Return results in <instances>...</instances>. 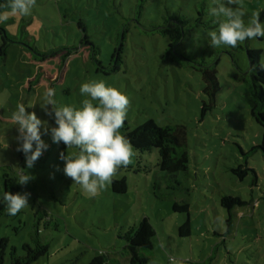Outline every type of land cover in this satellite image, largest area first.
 <instances>
[{
    "label": "rangeland",
    "instance_id": "1",
    "mask_svg": "<svg viewBox=\"0 0 264 264\" xmlns=\"http://www.w3.org/2000/svg\"><path fill=\"white\" fill-rule=\"evenodd\" d=\"M140 3L141 0H36L29 15L17 14L0 22L19 39L10 46L6 61H0V194L6 178L14 180L20 187L18 192L31 193L29 205L16 216L0 217V240L8 238L9 255L12 247L23 255V245L34 247L38 238L49 247L48 256L38 264H90L100 253L126 263V236L148 218L156 236L154 249L146 256L154 264L204 261L216 248L220 255L217 253L213 264H264V151L257 149L243 156L239 149L249 152L263 137L262 128L250 115V97L242 77L249 67L244 47L248 44L262 49V60L264 38L245 41L235 48L221 45L213 49L207 37V31L215 27L207 12L212 0H145L142 15L138 14ZM240 3L247 10L246 21L256 11H261L264 21V0ZM199 10L209 23L194 30L183 47L191 56L210 62L219 60L220 102L205 117L201 115L205 98L201 74L179 56L172 60L166 54L168 38L148 31L151 23H162L169 14H183L193 23ZM81 20L92 41L101 47L99 58L106 67L127 29L122 62L116 71L110 68L109 75H105L96 72L93 62H83L73 50L67 59L64 87L56 89L58 103L80 106L84 98L79 93L80 84L103 79L129 97L123 128L129 126L132 130L150 119L159 126H185L189 172L177 174L179 184L174 183V188L170 187V176L158 168L156 149L143 154L134 149L131 163L112 177L126 179L127 193H114L111 181L90 197L62 172L64 162L59 153L67 155L78 149L54 144L50 135L42 137L50 148L33 169H26L25 155L17 151L15 138L19 133L10 119L12 111L24 103L29 112L54 126V120L40 107L45 88L29 93L24 89L26 78L36 72V65L28 60L29 46L42 52L77 47L83 35L78 26ZM229 53L235 55L238 68ZM43 67L52 73L57 63L48 61ZM244 162L256 170L259 187L251 188L252 175L240 181L232 173L231 168ZM28 171L35 179L26 185L18 184V175ZM225 194H239L249 204L238 208L235 229L227 243L231 261L225 246L217 247L220 238L214 234L215 230H226L227 212L220 204ZM175 203L189 204V215L173 211ZM188 216L191 236L179 238L178 229ZM115 260L113 264H120Z\"/></svg>",
    "mask_w": 264,
    "mask_h": 264
},
{
    "label": "trees",
    "instance_id": "2",
    "mask_svg": "<svg viewBox=\"0 0 264 264\" xmlns=\"http://www.w3.org/2000/svg\"><path fill=\"white\" fill-rule=\"evenodd\" d=\"M139 4L138 14L142 15L145 8L143 2ZM140 21V19H137ZM209 22L205 20L204 12L199 10L197 19L191 23L189 19L183 15H170L165 18L162 23H151L148 31L159 33L168 38V48L166 54L172 60L179 56L186 65L190 66L201 74L204 83L203 92L205 98L202 102L201 115L212 112L219 104L218 94L221 90V84L218 78V63L210 62L203 57H194L189 55L183 45L188 37H190L194 30L201 26H207ZM79 28L83 32L79 45L73 48L61 47L56 50L42 52L34 46H29L28 60L30 63L36 65V72L32 76H28L25 80L24 89L27 93L34 91L39 87L47 88L58 87L63 88L67 75V59L73 50H76L83 62H93L96 72L109 75V69L116 71L119 64L122 62V54L124 48V41L126 39L127 29L124 30L122 42L114 49L111 64L106 67L103 66L99 56L101 54V47L97 46L87 33V28L83 21H79ZM0 61L5 62L8 56L9 48L14 43H19L16 36L11 35L0 23ZM262 39V38H259ZM241 47V45H240ZM243 48V47H242ZM247 52L249 62L248 72L242 77V81L247 86L249 101L251 103L250 115L255 122L262 128V141L249 152H245L239 147L243 156L254 153L257 149L264 151V87H261L260 81H264V71L259 68L261 62L262 49L249 47L248 44L244 47ZM233 63L238 68L235 55L229 53ZM56 61L57 68L54 72H48L43 65L48 61ZM254 71L251 72V69ZM123 132L127 135L134 149L143 154L151 152L156 149L159 153L158 168L162 172H166L170 176V187L174 188V183L179 184L176 176L179 172L188 174L189 172V153L187 144V128L183 125L174 126H159L154 120L150 119L135 129H130L129 126L123 128ZM232 173L243 181L247 176L252 175L250 186L251 188L259 187L258 175L256 170L249 165V162H244L236 168H231ZM112 190L116 194H126L128 184L125 178L113 179ZM13 179L6 178L4 180V191L17 193L19 190ZM220 204L227 212L226 216V230H215L214 234L220 238L217 247L224 245L228 254V261H231L230 254L232 251L228 249L227 243L230 236L235 229L236 218L238 217V208L248 206V202L239 194H225L220 198ZM5 205L0 204V217L7 215L4 212ZM175 212H183L189 215V204L182 205L175 203L173 207ZM191 219L188 216L187 220L179 227V238H186L191 236ZM156 231L148 218H144L140 223L138 230L130 231L126 236V249L129 252L126 263L115 260L106 254L96 255L90 264H113V260L120 262V264H154L150 256H146L148 251L154 249V238ZM35 246L30 244L23 245V255H19L15 247H12L10 255L7 252L8 238L0 240V264H7V256L9 255L8 264H38L39 261L48 256L49 247L36 238L34 240ZM220 255L218 248L213 250L207 260L196 262H185V264H213L216 260V255ZM172 260V259H171Z\"/></svg>",
    "mask_w": 264,
    "mask_h": 264
},
{
    "label": "clouds",
    "instance_id": "3",
    "mask_svg": "<svg viewBox=\"0 0 264 264\" xmlns=\"http://www.w3.org/2000/svg\"><path fill=\"white\" fill-rule=\"evenodd\" d=\"M35 3L36 0H0V22L17 14L29 15ZM207 12L215 25L207 31L209 46L213 49L221 45L235 48L245 41L264 38L261 11L253 12L246 21L247 10L240 0H212ZM259 68L264 71V59ZM259 83L264 87V81ZM79 93L84 98L80 106H75L59 104L54 87L44 90L40 107L54 120V126L35 112H29L24 103L16 105L10 119L19 133L15 138L17 151L25 155L26 169H33L35 162L50 148L42 138L50 135L52 143L78 149L67 155L63 151L59 153V159L64 162L62 172L87 195L95 197L135 155L130 138L121 131L130 100L124 91L103 79L81 83ZM33 179L28 171L19 174L16 182L26 185ZM30 197L29 192L4 191L0 194V204L5 205L4 212L12 217L29 205Z\"/></svg>",
    "mask_w": 264,
    "mask_h": 264
}]
</instances>
